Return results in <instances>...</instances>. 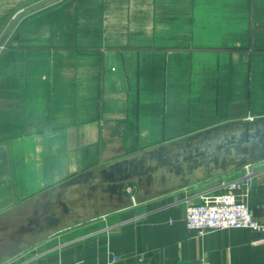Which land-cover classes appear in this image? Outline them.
<instances>
[{"label":"crops","instance_id":"crops-1","mask_svg":"<svg viewBox=\"0 0 264 264\" xmlns=\"http://www.w3.org/2000/svg\"><path fill=\"white\" fill-rule=\"evenodd\" d=\"M1 35L0 264H264V233L186 224L245 165L182 188L55 189L263 116L264 0H0ZM236 193L264 219V172Z\"/></svg>","mask_w":264,"mask_h":264},{"label":"water","instance_id":"water-1","mask_svg":"<svg viewBox=\"0 0 264 264\" xmlns=\"http://www.w3.org/2000/svg\"><path fill=\"white\" fill-rule=\"evenodd\" d=\"M264 160V115L251 120H231L202 129L168 144L123 159L98 171H85L56 187L87 184L91 189L122 193L130 181L142 184L170 182L182 188L212 176ZM66 209V207H65Z\"/></svg>","mask_w":264,"mask_h":264},{"label":"built area","instance_id":"built-area-1","mask_svg":"<svg viewBox=\"0 0 264 264\" xmlns=\"http://www.w3.org/2000/svg\"><path fill=\"white\" fill-rule=\"evenodd\" d=\"M246 166V174L241 178L224 179L220 182V192L202 195L199 202L189 201L186 206V224L198 234L232 227L249 228L264 233V219L257 217L252 208L236 193L243 180L264 172V167L252 169V163ZM131 192L133 188L128 187ZM117 258V257H116ZM115 258V259H116Z\"/></svg>","mask_w":264,"mask_h":264},{"label":"rangeland","instance_id":"rangeland-1","mask_svg":"<svg viewBox=\"0 0 264 264\" xmlns=\"http://www.w3.org/2000/svg\"><path fill=\"white\" fill-rule=\"evenodd\" d=\"M0 46L3 47V35L0 36Z\"/></svg>","mask_w":264,"mask_h":264}]
</instances>
